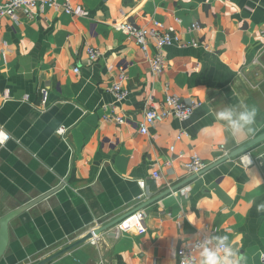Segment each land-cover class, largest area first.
Returning <instances> with one entry per match:
<instances>
[{"label":"crops","instance_id":"0c3cea01","mask_svg":"<svg viewBox=\"0 0 264 264\" xmlns=\"http://www.w3.org/2000/svg\"><path fill=\"white\" fill-rule=\"evenodd\" d=\"M61 1L0 18V133L8 136L0 218L60 187L10 222L0 264H33L44 249L136 211L144 233L117 235L114 224L46 264H177L178 248L207 235L227 236L246 264H264V141L212 165L264 131V0H69V11ZM153 20L183 45L163 49L159 74L115 27ZM87 47L98 58L89 61ZM121 69L127 95L118 100L108 88ZM166 95L202 104L186 120L170 116L140 133L148 99L161 110ZM241 103L257 107L255 131L233 137L215 113ZM192 155L213 167L188 174ZM243 156L253 163L243 166Z\"/></svg>","mask_w":264,"mask_h":264},{"label":"built area","instance_id":"2783aa9c","mask_svg":"<svg viewBox=\"0 0 264 264\" xmlns=\"http://www.w3.org/2000/svg\"><path fill=\"white\" fill-rule=\"evenodd\" d=\"M69 0H62L61 3L65 5L67 11L70 10L68 6ZM58 0H8V2L0 6V18L7 17L11 20H15V11L18 8H34L37 6H56L58 5ZM76 13L86 14L83 10H77ZM115 27L122 32L132 36L135 43L142 50L144 57L149 63L150 69L154 74H159L163 71L165 67V58L163 55V49L171 46L177 45L179 47L183 46L180 41V36L177 33L164 30L161 22L153 20L152 24L147 27L134 28L132 25L125 24L124 22H117ZM192 29L197 28L196 23L191 24ZM264 35V29L262 31ZM152 47L153 51L149 52V48ZM87 55L89 61H93L99 56V52L92 48L87 47ZM75 72L78 70L74 68ZM119 81L113 83L109 92L113 93L118 100H122L126 97L127 91L123 87V81L126 79L124 69H121ZM48 98V92L46 89H41V102L46 103ZM148 104L146 105L143 113V121L139 126L140 133L145 134L147 132V127L149 125L162 122L164 119L173 116L180 120H186L190 115L201 106V102L197 100H191L189 102H182L176 96L166 95L164 98V108L161 110H156L154 105L151 103L152 98L148 99ZM187 114V118L185 117ZM107 120L114 122L115 124H121L125 122L124 118L118 116H106ZM0 142L3 143L8 136L4 135L1 137ZM240 163L243 166H248L253 163V160L249 157L243 156L240 158ZM206 167V164L197 156L192 155L189 161L185 164V168L188 174H198ZM152 177L159 178L157 171L152 173ZM184 190L183 192H186ZM128 229H134L137 233L142 234L145 232L144 226V215L141 211H136L126 218L122 219L118 224L115 225L114 232L118 235L121 231ZM204 238V237H203ZM91 243L95 244L94 238L90 239ZM199 241L192 242L184 247H180L176 250L177 264H195L197 261L196 252L198 248ZM264 260V255H262Z\"/></svg>","mask_w":264,"mask_h":264},{"label":"clouds","instance_id":"9594fccd","mask_svg":"<svg viewBox=\"0 0 264 264\" xmlns=\"http://www.w3.org/2000/svg\"><path fill=\"white\" fill-rule=\"evenodd\" d=\"M257 114V107L241 103L217 111L215 118L224 122L225 130L235 137L242 132L254 133ZM257 211H264V202L257 205ZM198 248L199 264H246L245 256L227 236L207 235L199 241Z\"/></svg>","mask_w":264,"mask_h":264},{"label":"water","instance_id":"95a60500","mask_svg":"<svg viewBox=\"0 0 264 264\" xmlns=\"http://www.w3.org/2000/svg\"><path fill=\"white\" fill-rule=\"evenodd\" d=\"M262 141H264V131L262 133H260L259 135H257L256 137L248 140L246 143L242 144L241 146L237 147L235 150H233L232 152H230L228 155L224 156V158H222L221 160H219L218 162H216L215 164H212L213 166L221 163L222 161H225L227 159L230 158H234L237 157L239 155H241L242 153L250 150L252 147L256 146L257 144L261 143ZM212 166V167H213ZM212 167H207L203 171L209 170ZM60 187L58 188H54L52 190H50L49 192L42 194L32 200H30L29 202L21 205L20 207L6 213L4 216H2L0 218V260L2 259V257L4 256L6 249H7V245H8V241H9V224L10 222L16 218L17 216H19L21 213H23L24 211H26L27 209H29L30 207L34 206L35 204H37L38 202L42 201L43 199L47 198L48 196H50L52 193H54L55 191H57ZM119 220H115L109 224H107L106 226H104L101 229H93L90 232H88V234L86 236H84L83 238L73 242L72 244L66 246L65 248L51 254L50 256L41 259L33 264H46L49 261H51L52 259L56 258L57 256H59L60 254H63L65 252H67L68 250H70L71 248L77 246L78 244L86 241V240H90L92 239L95 235H97L101 230L106 229V228H110L112 227L114 224H116Z\"/></svg>","mask_w":264,"mask_h":264},{"label":"rangeland","instance_id":"374dc122","mask_svg":"<svg viewBox=\"0 0 264 264\" xmlns=\"http://www.w3.org/2000/svg\"><path fill=\"white\" fill-rule=\"evenodd\" d=\"M59 248L61 247H49L47 249H44L43 251L39 252L38 254L34 255L32 261L41 260L53 253H55Z\"/></svg>","mask_w":264,"mask_h":264},{"label":"bare ground","instance_id":"6f19581e","mask_svg":"<svg viewBox=\"0 0 264 264\" xmlns=\"http://www.w3.org/2000/svg\"><path fill=\"white\" fill-rule=\"evenodd\" d=\"M6 135V134H5Z\"/></svg>","mask_w":264,"mask_h":264}]
</instances>
